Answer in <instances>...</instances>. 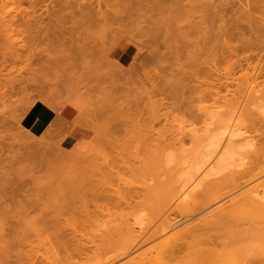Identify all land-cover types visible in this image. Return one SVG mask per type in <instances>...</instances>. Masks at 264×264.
<instances>
[{"label": "rangeland", "instance_id": "1", "mask_svg": "<svg viewBox=\"0 0 264 264\" xmlns=\"http://www.w3.org/2000/svg\"><path fill=\"white\" fill-rule=\"evenodd\" d=\"M84 1L87 2L89 0H0V219L5 223L6 230L4 233L6 236L8 235L7 237L4 235V239L10 240L9 244L4 239L0 241L2 242V246H9L6 249L3 248V254L0 250V258L3 257L2 260H0V262L2 261L0 264H38V259L41 263L46 261L47 258L48 261L43 264H48L49 261L53 262V260L55 261L54 264H56L59 260L58 257H60L59 255L57 256V253H59L57 252L58 249L55 247L56 250H53L54 252L56 251V254H53L58 258L55 260L56 257L51 253L52 249L49 245L50 243L44 247H49L47 250L41 246L43 242L46 241L42 239L44 235L50 239V235L56 232V229L52 230L53 228H48L43 222L48 221L50 217L53 219L56 215H59V218L61 217L60 220H62V222L69 224L67 228L69 231V226L70 224L72 225L71 221L74 220L75 223H77L75 224L74 221H72L74 223V228H76L74 230L76 231H72V227L71 232H77V229L80 228L81 232L78 230V233L80 232V234L84 235L85 239H93V237L99 236L100 233L107 232V229L114 225L113 222L118 224L119 221L121 222L124 219L123 215L125 213V216H127L125 219H129L132 222H137L139 219H141V221L143 219V221H148L146 223L143 222L145 224H143L144 226L139 223L140 221L138 222V226L136 225L138 234H141V238L134 245L137 243L141 244L146 240L148 241L147 245L140 251L138 250V253L136 252L132 257L139 255V253H142L145 249L157 244H163L165 240L169 241L168 244L172 243L169 246L174 245L173 236H170L174 234L173 232L171 234L169 233V235L166 234L162 236L165 234L162 229L164 230L167 225L166 213L162 217V215H160L161 212L155 210V207L157 208L161 204V206H159L161 208L158 207V209L163 211V201L156 197L157 205L156 202H154L155 200H153L155 198L152 197L155 196V193L147 191L149 188L152 190L156 187L154 186L155 183L159 184L161 182V180L158 179L159 177L164 179L162 175L156 176L160 173L159 169V173L155 172L156 166L158 165L157 161H159L157 159L161 158L160 156L162 155H166L165 151H160L159 149H157V151L154 150V148L158 147L156 141L159 143L156 137L160 135L161 137H159V139H161L166 135L167 137L170 136L169 138L172 139L174 137L176 139L178 138V141L172 140L176 142H174L176 147L179 148L182 144L181 141H183L186 143L185 148L191 150L193 148L190 142L192 135L195 134L194 136H196L197 134L199 136L207 133L205 129V110L210 111L215 109L219 114L226 112V103L233 94L235 89L234 85H236L240 77L246 72V69H236L231 75H227V71L222 70L223 68L221 67L220 76L208 81V87L215 92L214 96L203 99L202 101L195 98L196 101H194L192 105L194 107L191 106L193 110L190 111V108L187 106L193 98L187 100L188 102L178 100L173 95V92H169L171 87L168 89V87L165 86V90L163 85L165 84L163 82L164 79L174 85L177 82L175 79H179V76L173 78L175 74L172 73V69L175 66V59L170 57L166 51L167 47L164 48L165 51L162 50L168 43L167 40L162 36L157 38L154 37V39H147V37H149L147 33L149 34L150 32L147 30V25L150 26L152 23H158L155 21H158L160 15L154 12L156 13L155 15L152 13V16H147L149 13L145 12L146 16L144 15V18L146 17V19H149V23H152L148 24L147 21L143 23V16H141L142 23L139 22V10L145 8L143 6V4L145 5V0H137V2L141 1L140 4H138L136 0H133V3L136 4L133 13H136V11L137 13L134 14L135 17L133 14L129 15V19H131L130 22L127 19L129 17L128 15H121L124 17L127 16L126 19L128 22L123 21V17L122 21L116 19L108 25H104L105 23H103V21L100 22V20L98 21L101 24L103 23V26L96 21L98 25H96L95 22L92 23L93 25H90L91 23H87L89 20L86 19L87 22H85L86 17L82 20L83 18L81 19L79 17L80 14H78V10H76L77 6L83 4ZM90 1L94 2L93 0ZM95 1V6L98 9L102 7V14H104L103 12L109 15H116L117 13L120 15V12L123 13L124 4L122 7L118 2L120 7H122L120 9L119 5L114 6V3L104 2L105 0H103L101 4L99 3L101 6L97 4L98 0ZM229 2V15H238L241 10V5L243 4L242 0H229ZM141 14H143V12ZM135 18L136 21H134ZM131 21L133 22L131 23ZM123 26L124 29L130 27L132 29L141 30L143 34L146 33L142 40L144 44L149 42L152 46L149 48L144 45L142 47L143 49L139 50L140 46L138 43L126 34L124 39L128 41L134 49L132 57L134 61L132 63L134 64L135 59H138V63L136 62L135 65H139L140 63V66L134 65L135 69L131 70V66L129 65L130 60L128 64L124 65V68L127 69L122 70L123 77L118 79L105 74V72H108L112 67V65L109 64V61H112V59L109 58V55H106L108 51L104 49H108L109 44L112 43V39H116L118 37L117 35H119V33L121 34ZM152 27L153 28H149L155 29L154 25H152ZM147 40H154V42ZM159 43L163 44L161 45ZM157 44L161 45V50L158 49L157 51V49H154L159 46ZM104 45L107 46L104 47ZM146 45H148V43ZM102 50L105 52L103 53ZM164 52H167L166 55H161V53ZM156 53L159 54V56H156ZM167 54L169 55L167 58L172 59L166 62V58L163 57H166ZM105 57L108 58L105 59ZM159 57H162L163 60ZM170 65H172V67ZM101 68L104 70H101ZM167 72H171V74H169L172 78ZM76 74H78V76H76ZM43 96L44 99H46V97L48 99L50 98L49 100H45V103L47 105L50 103V106H54L55 110L48 105V107L52 108L53 112H55V118L52 122V124H54H51L53 128L48 148L35 152L23 148L20 143H18V138L15 136L19 134L25 136V134H27L26 132L28 130L23 124L24 116H26L23 110H25L27 105L32 101L43 99ZM136 102L137 105H135ZM138 103H140V108ZM136 106L138 109L135 110H140L142 113L140 111L138 113L134 110ZM58 108L60 109L58 110ZM136 113L138 116L141 115V119L134 115ZM132 114L134 116H132ZM130 116L135 118L129 119L131 118ZM136 117L139 119H137L138 122L141 120L151 122L152 127L148 125L150 124L148 122H140L141 125L140 123H134L138 127L140 125V129H138V127L135 128L132 123L136 122ZM80 119H85L98 126L103 133V137L108 140L97 154L96 158L97 162L110 170L112 175L104 178L93 172L86 161L78 162L75 161L73 157L61 156L60 153L69 152V147L71 148L77 145L80 141H91L95 137L96 133L92 128L77 123L78 120L81 121ZM144 125L151 127L148 132H151L154 126L153 133L151 134L156 135L155 139L157 140H154L155 143L153 139H149L154 136L150 134V136L147 137L149 139L148 142L151 143H143L142 140L139 141L140 138L142 139V137L139 138V135L143 133L142 136H144L148 133L144 132V130H148L149 127H142ZM126 126L128 127L127 131L131 130V132L128 131L131 134H127L125 130L127 128ZM213 126L214 125H211L210 128L212 129ZM141 127L144 129L142 133L139 134L142 130ZM77 128L90 130V138L80 141L71 138L72 132ZM24 129L27 131H24ZM248 130L249 133L255 137L257 148L261 149L260 153L262 155L259 159L254 155L249 158L248 164L244 168V170L248 172L240 182L250 183L255 179V176L256 178L261 177L260 181L264 182V126L253 127L249 125ZM46 131L40 135H32L36 136L35 139L38 140ZM167 137H165V139ZM145 139L147 138L144 136V141H146ZM116 142L118 144H116ZM153 143L157 146L153 147L149 145ZM146 144L154 150V152L152 151L153 153H161L157 159H154V156L157 155H152V162L149 160L148 163L145 160L147 165L156 161L151 165L152 167L157 164L154 166L155 168H152V171L149 166L150 168H147L149 169L147 172L146 168H140L142 167L141 164H145L140 160H143V157L147 159L146 157L150 156L148 153L143 156L144 152L151 151L150 148L149 151L148 147L144 146ZM143 148H147V151H143ZM119 149H121V151ZM141 152L143 153L142 155ZM119 153H123L121 156L127 157L132 164L129 163V166L123 164L124 160H121L122 157H119ZM134 153H136V155H134ZM138 154L139 156L137 157ZM133 155L136 159L133 158ZM139 157L141 164L137 161ZM131 168H133V170ZM134 169L136 173H134ZM142 171L145 173H149L150 171V177H147L148 179L145 178V174L140 173ZM180 173L181 172L177 173V175L179 176ZM154 175L156 177H154ZM143 176L148 181H146ZM152 176L155 180L157 178L159 181H151ZM120 178L123 181H121ZM138 181L139 184L135 183ZM123 182L125 183L124 185H122ZM146 182H149L147 184L152 186L147 187L148 185H146ZM127 183L131 185V188ZM134 184L141 186L133 188V186H135ZM121 185L123 189L120 187ZM125 185H127L129 189L126 188L125 190ZM132 188L137 191L141 190V192H136V196L129 199V202L133 200L131 203L125 202L124 205H122V203L121 205L124 206L123 208L122 206L120 207V205L117 208V205L115 206L111 203L112 197L117 195L114 194L115 191L119 193L123 191L124 193V191H128ZM143 191L146 196L143 194ZM227 191L228 189H225L224 193ZM138 193L140 194L138 196L139 198L141 194H143L142 199L143 196H145V198L149 197L148 199L151 204L148 203L149 200L145 201L147 200L145 198L143 201L141 198L140 200L137 197ZM228 195L229 194H227V196ZM182 198L184 199V197ZM158 199L161 202H159ZM180 201H182V199L171 208L170 223L182 220L188 213L194 212L201 207V205H196L191 202L184 203L186 206L181 205L182 202L180 203ZM67 204L68 208L65 210L62 206ZM178 204L184 207L179 209L177 207ZM82 206L85 210L82 209ZM154 210L156 212H154ZM66 211L68 212L66 213ZM154 213H156L158 217H156ZM108 214L113 215V218L112 216H108ZM117 214L118 216H115ZM120 215L122 216L121 219H119ZM115 217L116 220L114 219ZM42 218L43 220L41 221ZM201 218V215L198 216L195 222H200ZM102 219L104 221H102ZM107 220L112 222L111 226L109 225L110 222L107 224ZM92 221H94L95 224ZM97 221L98 223L101 221L100 223L103 225L106 222V225L103 227L100 223L98 224ZM92 226L96 227V229ZM105 228L106 231L103 230ZM99 229H101V232L97 231ZM41 230L42 233L45 232L42 236H40ZM95 230L97 233L94 232ZM48 232L52 234L50 233L49 235ZM60 232L55 235L53 234L51 237L54 238L56 235H61L62 232ZM38 233H40V235ZM37 234L40 237L37 236ZM85 235L88 237L86 238ZM50 240H52V238ZM50 240L47 241L49 242ZM47 241L44 243V246L47 244ZM127 242L118 244V247H115L116 249L114 248V252H111L108 256L123 253L128 247ZM92 244L93 242L90 243V245ZM164 244L165 246L167 245L166 242H164ZM37 245L41 246V248ZM0 249L2 248L0 247ZM187 253L188 252L183 253L182 256H185ZM7 254L9 255L7 256ZM49 255L55 258L53 259V257H49ZM103 255L102 252L98 254L92 253L87 258L86 256L83 257L82 260L76 258L77 260L75 259V262L72 261L71 263L95 264ZM61 256L64 258L63 256H65V254L63 253ZM42 259L45 260L43 261ZM129 259L130 258L122 259L117 264H124ZM62 260L63 259L59 261L61 262ZM59 261L58 263H60ZM248 264H264V259L260 260L259 257H251Z\"/></svg>", "mask_w": 264, "mask_h": 264}, {"label": "bare ground", "instance_id": "2", "mask_svg": "<svg viewBox=\"0 0 264 264\" xmlns=\"http://www.w3.org/2000/svg\"><path fill=\"white\" fill-rule=\"evenodd\" d=\"M93 1L94 2H91L90 0L87 2L84 1L83 4H80L76 8V10H78V14H80L79 17L81 19L83 18L82 20H84V17H86L85 22L89 20L87 23H91L90 25H93L92 23L95 21L99 22L98 20H100V22L103 21V23H105L104 25H108L110 22H113L116 19L122 21L125 15L129 16L137 13V11L136 13H133L136 5L133 3V0L104 1L107 3H114V6L119 4L122 6L124 4V9L122 11L123 13L119 11L120 15H118V13L116 15H109L105 12L102 14V7L99 8V11V9L95 6L96 1ZM101 2H103V0H98L97 4L100 5ZM144 2L145 5L143 3L142 4L145 8H141L139 10L140 15L138 18L140 17V20H138L136 17L139 22H141V16L144 18L145 12L149 13L147 16H152V13L154 12H157L158 15H160V20L158 19V21H155L158 23H149V19H146V17L144 18L145 22L143 20V23H146V21L148 24L152 23L150 26L147 25V30L150 31L149 34L147 33V36L149 35L147 39H154V37L157 38L159 36L165 38L168 43L166 46L163 45L164 47L162 50L165 51L164 48L167 47L166 51L170 57L176 61H174L175 66L172 69V73L176 76L173 78H177L179 76V79H175L177 80L175 85L171 82H167V80L164 79L163 82L166 85H163L164 87H168V89L171 87V91L169 90V92H173V95L178 100L186 102L187 100H191L193 98V100L189 102V105L187 106L190 108V111L193 110L191 106L193 105L194 101H196L195 98L202 101L203 99L214 96L215 92L211 90L210 87H208V81L220 76L221 67L223 68L222 70L227 71V75H231V73L236 71V69H246V72L242 75V77H240L236 85H234L235 89L233 94L226 103V112L219 114L215 109L210 111L205 110V129L207 130V133L199 136L197 134L196 136H194L195 134L192 135L190 142L192 143L193 148L191 150L185 148L186 143L183 141H181L182 144L180 142L181 145L179 144V148L176 147V144H174L175 141L172 140L174 139L178 141V138L176 139L173 136L174 138L172 139L169 138L170 136L167 137L165 134H161L165 135L161 139H159V137H161L160 135L156 137L159 140V143L156 141V144L158 145V147H156L157 145H154V140H157L155 139L156 135L151 134L153 133L152 131L154 126L152 131L148 132L152 127L151 122L142 120L140 121L143 123H150L148 125L151 127L147 125L142 126H146V128L149 127L148 130H144V132H148L146 135H144L145 138H147L145 139L146 141H144V136H142V131L144 128L141 127V132L138 130L140 132L139 134L142 133V135H139V138L142 137V139L140 138L139 141L142 140L143 143H147L149 139H153L154 143L149 145L156 147L154 148L156 151L159 149L160 151L166 152V155L160 156L161 153H153L154 150H152L151 147H148V144H146L144 146H147L148 150L150 148L151 151L149 150L150 152H148L146 150L147 148H143L142 150L147 152H144V154L141 152V155L143 154V156H145L147 155L146 153H148L150 156L146 157L147 159H144L142 156L143 160H140V156L139 159L137 158V161L140 160L141 162L143 161V163H145V160L146 162L151 160L150 162H152L153 159L151 156H154V154L157 155L154 156V159H157L158 156L161 157L157 159L159 161H157L158 165L155 164L157 165L155 172L160 170V173L158 172L160 175L157 174L156 176L162 175L164 176V179L159 177L158 179L161 180V182L159 184L155 183L154 186L156 187H154L152 190L149 188L147 191L155 193V196H152L155 199H152L155 200L154 202H156V204V197L163 201V211L158 209L161 204L157 208L155 207V210H159L162 217L166 213L165 215L167 216V225L164 230L162 229V231L165 232V234L162 236L166 234L169 235V233L171 234L173 232L174 234H171L170 236H173L172 238L174 239V242H172L174 245L169 246L172 243L168 244L169 241L165 240L164 242H166L168 246H165L164 242L162 241L163 244H157L153 247L145 249L142 253L140 252L141 254L139 253V255L132 257L134 254H136V252L138 253V250L140 251L147 245L148 240L142 242L141 244H134L141 238V234H138L137 230L138 222L140 221L139 223L143 225L148 221H143L144 219L141 221V219H139L137 222H132L129 219H125L127 217L125 216V213L123 215L124 219L121 222L119 221L118 224L113 222L114 225L111 226L112 222L107 220V224L110 222L109 225L111 228L107 229V232H102L99 236L93 237L94 240L92 238V240L88 239L87 235H85L87 238L85 239L84 235L80 234V228L77 229V232L72 233V227V231H76L74 230L76 229L74 228V220H72L74 223L71 221L73 226L70 224L69 231V229L67 230L69 224L62 222V220H60L61 217L59 218V215H56V217L53 219H51L52 217L49 216L50 219H48L46 222H43L45 223V226L48 228L51 227V229L53 228L52 230L56 229L55 234L61 230L62 233L60 232L61 235H56L53 238L51 236H53L54 232L53 234L50 232L52 235H50L48 232L50 239L52 238V240H50L47 236L46 238L44 235V238L42 239L50 241H47L45 246L44 243H46V241L43 242V245L41 246L44 248L48 245V243H50L49 245L52 249L51 253L54 256L56 251L54 252L53 250H56L57 248V252H59L57 253V256L59 255L61 257H58L59 260L63 259L61 262L58 260L61 264H70L72 261L75 262L76 258L78 260H82L83 257L86 256L87 258L92 253L98 254L101 252L104 255L95 264H117L119 261L126 258L130 259L124 264H248L251 257H259V259L262 260L264 259V182L260 181L261 177L256 178V176L254 177L255 179H253V181L250 183H241L240 180L244 179L248 172L247 170H244V168L248 164L249 158L254 155L257 157V159H259L262 155L260 153L261 149L257 148L255 137L249 133L248 126H264V0H242L243 4L241 5V10L238 15L235 14L231 16L229 15L230 11L228 8L230 4L229 0H145ZM137 3L140 4L141 1ZM122 7H120V9ZM142 12L143 14H141ZM155 14L156 13H154V15ZM126 17H124L123 21L126 22L128 19L130 22V16L127 19ZM136 18L135 20H132L136 21ZM96 22L95 24L98 25ZM100 22L99 24L103 26V23L101 24ZM132 22L133 21H131V23ZM152 25L155 26V29L149 28H153ZM121 31V34L119 33L116 39H112V43L109 44V48L104 49L108 51L106 55H109V58H111L113 61H109V64L112 65V67L108 70V72H105L107 70L106 68L104 72L106 75L108 74V76L118 79L123 77L122 70L127 69L124 68L125 64H128L131 60L129 65L131 66L130 69L132 70L135 69L134 65L138 61V59H135V63H132L134 61L132 58L134 49L130 43L124 39L126 34L138 43L140 46L139 50H142L144 45L148 46L149 48L152 46V44L149 42H147L148 45H146L147 43L144 44L142 38L146 33L143 34L141 30L132 29L130 27H128V29H124L123 26ZM151 41L154 42V40ZM161 45L158 46L159 48L155 45L157 48L154 49H157L158 51ZM105 46L107 45H104V47ZM104 52L105 51H103V53ZM167 52L161 53V55H166ZM157 53L155 55L159 56ZM168 54L166 57L162 56L163 58H166V62L167 60L172 59L167 58L169 56ZM162 57L159 58L163 60ZM106 58L108 57H105V59ZM83 64L85 65L84 61ZM139 66L140 63L138 67ZM170 66L172 67V65ZM102 69L103 68H101V70ZM169 73L171 74V72H167V74ZM170 74L169 76L171 77ZM76 76H78V74H76ZM42 98L43 99L37 101L34 100V102L32 101L27 105L26 109L23 110L25 111V113H23L26 114V116H24V120L22 117L23 124L31 134L26 129H24V131H27L25 136H22L23 134L15 136L18 138V143H20L23 148L35 152L37 150H44L48 148L52 135V125L54 124L53 123L50 126L49 130L47 129L46 133L40 139H35L36 136L34 135H38L42 129L51 122L52 116L55 113L52 112V108H54V106L52 107L50 106L51 104L48 103V105L50 104L49 106L52 107L50 108L45 103V100H49L50 98L48 99L46 97V99H44V96ZM139 104L140 103H138V106L140 108L141 106ZM135 105H137V102ZM59 109L60 108H58V110ZM135 109H138L137 106L136 108L134 107V110ZM135 111L139 113L140 110ZM134 115L138 116L137 113ZM134 115L132 114V116ZM138 117L141 119V115ZM138 117H136V122L132 123L135 128L138 126L134 123H140L138 122ZM134 118L131 117L129 119ZM80 120L81 121L78 120L77 123L92 128L96 133L95 137L91 141H80L77 145L72 146L71 148L69 147V152L60 153L61 156L73 157L75 161L78 162L86 161L93 172L103 176L104 178L112 175L111 171L102 164L98 163L96 158L97 154L108 140L103 137V133L98 128V126L85 119ZM211 125H214L212 129L210 128ZM139 127L138 129H140ZM127 129L128 127L125 130L127 131ZM128 131L131 132V130ZM128 131L127 134H131ZM149 134L154 136L148 139L150 136ZM165 137L167 138L165 139ZM116 144L118 143L116 142ZM119 150L121 151V149ZM119 154V157H122L121 160H124L123 164H127L129 166L131 161L128 160L127 157L121 156L123 153ZM134 155H136V153H134ZM134 155L133 158L136 159ZM138 156L139 154L137 157ZM141 162L139 164H141ZM152 164H141L142 167L140 168H146L147 172V170H149L147 168L151 167L152 171V168H155V165L153 167L151 166ZM131 169L133 170V168ZM179 172L181 173L178 176L177 173ZM134 173H136L135 169ZM140 173H144L146 176L145 178L150 177V171L149 173H145L144 171ZM156 176L154 175V177ZM151 178V181L158 180L157 178L155 180L153 176ZM135 183L139 184V181ZM147 183L149 182H146V185H148ZM124 184L125 183L123 182L122 185ZM127 184L131 188V185L129 183ZM122 185L120 186L121 188ZM137 186L140 187L141 185H135L133 188ZM149 186L150 185L147 187ZM124 188L126 190V188H128L127 185H125ZM133 188L128 191H124V193L122 190V193L115 191L116 193L114 192V194L117 195L112 197L111 203L115 206L117 205L116 207L118 208L119 205L121 207L125 204V202H129V199H132L136 196V192H141V188L139 189L140 191L133 190ZM225 189H228V191L224 193ZM143 194L145 195L144 191ZM143 194H141V199ZM227 194L229 195L227 196ZM139 195L140 194L138 193L137 197ZM145 196H143V199ZM182 197H184V199ZM148 198L149 197H146L145 199L147 200H144L148 201ZM159 199L158 201L161 202ZM180 199H182V201H180V203L182 202L181 205L191 202L195 203L196 205H201V207L194 212L188 213L182 220L170 223L169 218L171 215V208L174 207ZM148 203H150V200ZM62 207L67 210L68 204L63 205ZM123 207L124 206H122V208ZM177 207L180 209L184 206H180V204H178ZM82 209L85 210L84 207ZM155 210L154 212H156ZM67 212L68 211H66V213ZM154 214L156 216V213ZM200 215L202 218L200 222L196 223V218ZM108 216H112L113 218V215L108 214ZM115 216H118V214ZM131 216L133 217L132 214ZM121 217L122 216L120 215L119 219H121ZM103 219L102 221H104ZM114 219L116 220V217ZM42 220L43 218L41 221ZM94 221L92 222L95 224ZM101 225L104 227L106 222L104 225ZM92 227L96 229V227ZM106 228L103 230L106 231ZM5 230V223L0 219V241L6 236L4 233ZM78 230H80L79 233ZM100 230L101 229L97 231ZM97 231L95 230L94 232L97 233ZM40 232L41 235L38 233L40 236L45 233H42V230ZM38 234L37 236H39ZM170 238L169 240L171 241L172 238ZM6 241L9 244L10 240ZM92 242L93 244L90 245ZM124 242H127L128 247L123 253L108 256L111 252H114V248L118 247V244H124ZM0 243V247L2 248L0 249L1 251L9 247L2 246V242ZM41 246L38 247L41 248ZM48 248L44 249L47 250ZM62 252L65 254V256H63L64 258L61 256L63 254ZM185 252L188 253L185 256H182V254ZM1 253L3 254V251ZM8 255L9 254H7V256ZM49 257L53 256L49 255ZM55 257H53V259ZM2 258H0V260H2ZM58 258L56 257L55 260ZM38 260V264H43L44 262L48 261V258L46 261H44L45 259H42L44 262L41 263ZM54 262V260L53 262L49 261L48 264H54Z\"/></svg>", "mask_w": 264, "mask_h": 264}, {"label": "crops", "instance_id": "3", "mask_svg": "<svg viewBox=\"0 0 264 264\" xmlns=\"http://www.w3.org/2000/svg\"><path fill=\"white\" fill-rule=\"evenodd\" d=\"M52 112H53V110H52ZM54 113V112H53ZM54 118H55V114H53V116H52V119H51V122L48 124V125H46L43 129H42V133L40 132L39 134H43L50 126H51V124H52V122H53V120H54ZM38 134V135H39ZM90 136H91V133H90V130H87V129H82V128H77V129H75L73 132H72V134H71V138H73L74 140H78V141H80V140H87V139H89L90 138Z\"/></svg>", "mask_w": 264, "mask_h": 264}]
</instances>
